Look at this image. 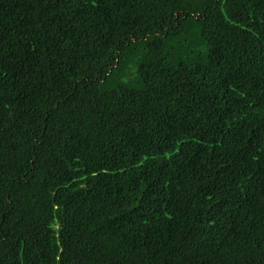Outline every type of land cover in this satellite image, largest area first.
Instances as JSON below:
<instances>
[{
    "label": "trees",
    "instance_id": "obj_1",
    "mask_svg": "<svg viewBox=\"0 0 264 264\" xmlns=\"http://www.w3.org/2000/svg\"><path fill=\"white\" fill-rule=\"evenodd\" d=\"M0 264H264V0H0Z\"/></svg>",
    "mask_w": 264,
    "mask_h": 264
}]
</instances>
